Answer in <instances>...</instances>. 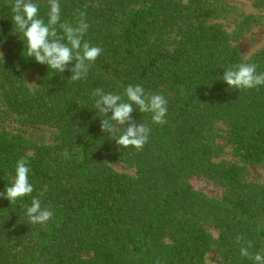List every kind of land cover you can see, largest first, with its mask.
<instances>
[{
  "label": "trees",
  "instance_id": "obj_1",
  "mask_svg": "<svg viewBox=\"0 0 264 264\" xmlns=\"http://www.w3.org/2000/svg\"><path fill=\"white\" fill-rule=\"evenodd\" d=\"M34 2L47 21V0ZM59 2L62 22L86 12L85 39L103 49L77 82L69 70L26 57L13 0H0V116L22 128L0 127V192L13 183L21 157L34 187L14 203L0 198V264H210L212 251L221 264H254L235 237L264 254V183L248 180L245 166H264V85L229 88L222 76L238 63L264 72V47L244 60L214 22L225 10L216 0ZM33 73L35 89L27 84ZM129 84L168 100L162 126L150 113H132L151 128L142 151L118 146L101 130L105 117L91 95L102 88L123 96ZM226 145L245 164L218 162ZM116 162L134 166L135 175L115 170ZM200 178L222 192L200 187ZM33 197L54 212L46 224L28 221ZM209 226L219 229L217 239Z\"/></svg>",
  "mask_w": 264,
  "mask_h": 264
},
{
  "label": "clouds",
  "instance_id": "obj_2",
  "mask_svg": "<svg viewBox=\"0 0 264 264\" xmlns=\"http://www.w3.org/2000/svg\"><path fill=\"white\" fill-rule=\"evenodd\" d=\"M49 11L47 21L39 14V6L34 0H13L11 11L12 20L20 33L23 34L26 57L43 65L50 70L63 73L69 70V80L77 82L86 79L93 64L102 54L100 46H94L85 39L89 30L87 14L78 11L75 23L61 21V7L59 0H47ZM3 57V54L0 53ZM74 62V66L69 65ZM255 63H238L223 72L222 80L229 88L253 89L264 85V72L257 71ZM31 85V84H30ZM94 98V108L103 114L101 130L109 134L116 144L123 148L132 147L142 151L149 140L151 128L145 124H137L132 119V113H150L151 121L156 125L166 123L168 114V100L162 93L146 91L140 85L129 84L123 96L112 92H105L96 88L91 93ZM126 97V99H125ZM111 113V116H108ZM29 161L21 157L16 162L15 177L11 186L0 192V198L14 203L18 199L30 196L34 187L29 180ZM42 195V193H41ZM51 207H42L39 197H33L31 206L26 209V216L31 224H46L53 218ZM240 245V255L248 258L254 264H264V254L252 253L251 241H246L242 235L235 237ZM156 264H160L157 259Z\"/></svg>",
  "mask_w": 264,
  "mask_h": 264
},
{
  "label": "rangeland",
  "instance_id": "obj_3",
  "mask_svg": "<svg viewBox=\"0 0 264 264\" xmlns=\"http://www.w3.org/2000/svg\"><path fill=\"white\" fill-rule=\"evenodd\" d=\"M216 2L223 7L224 12L217 17L214 22L220 24L232 37L244 58L249 59L254 53L258 52L264 47V7H259L256 0H216ZM247 18H255L257 22H250V25L244 26V21ZM0 53L4 54V50L0 48ZM2 56H0L1 58ZM27 84L31 89L39 86V76L36 73L30 74L27 79ZM31 84V85H30ZM4 106L0 101V110ZM0 127L11 132H18L22 128L19 124L6 120L0 116ZM49 133L56 132L55 129L44 127ZM224 144V140H220ZM218 162L225 161L227 163L245 164L241 159L232 152V148L226 145V151L216 158ZM247 167L246 178L250 181L264 183V166L256 164H245ZM118 172L135 175L136 169L123 162H116L112 164ZM197 185L211 193H221L222 189L213 181L200 178ZM208 231L214 238L219 237V229L213 226L208 227ZM219 253L212 251L207 255V261L211 264H221Z\"/></svg>",
  "mask_w": 264,
  "mask_h": 264
}]
</instances>
